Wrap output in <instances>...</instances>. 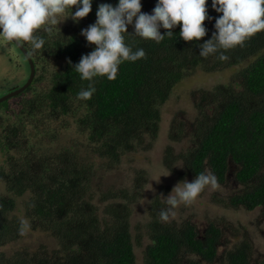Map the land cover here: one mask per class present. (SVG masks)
Returning a JSON list of instances; mask_svg holds the SVG:
<instances>
[{"label":"trees","instance_id":"trees-1","mask_svg":"<svg viewBox=\"0 0 264 264\" xmlns=\"http://www.w3.org/2000/svg\"><path fill=\"white\" fill-rule=\"evenodd\" d=\"M102 2L114 5L116 0H93L92 11L78 23L69 17V23L51 26L49 31L44 30L47 26L35 30L34 35L45 41L40 49L22 43L35 74L25 90L0 103V184L4 187L0 264H137L130 205L142 194L146 172L137 170L129 185L107 181L106 176L128 153L150 148L158 137L161 105L174 86L197 69L240 67L228 82L191 94L195 112L191 120H185L182 111L172 120L169 138L188 131L183 136L190 142L186 141L181 155L183 170L194 177L211 171L218 183H224L232 170L240 189L228 199L229 205L247 210L264 206V30L242 46L220 49L205 58L199 55L198 44L211 37L214 20L204 22L208 31L200 42L180 38L179 25L160 43L131 34L129 26L125 42L133 51L143 48L145 57L122 62L113 80L94 78L95 92L90 99L80 100L77 94L89 82L81 80L72 65L94 47L80 30L95 21ZM141 2V10L151 13L156 0ZM209 14L219 15L210 7ZM3 41L18 52L14 43ZM221 53L224 59L219 58ZM44 79L49 81L46 87L40 84ZM16 97L19 104L11 110L9 101ZM56 119L64 128L73 125L84 141L73 150L43 147L45 142L37 136L45 134L35 123ZM82 148L88 150L84 156L79 152ZM171 154L165 147L166 168H171ZM17 204L22 219L12 214ZM164 209L158 198L153 199L147 221L138 228L137 244L142 234L148 240L142 264H251L247 240L221 252L222 229L211 223L199 231L190 221H163ZM25 220L31 229L54 238L56 246L10 253L1 249L24 235Z\"/></svg>","mask_w":264,"mask_h":264},{"label":"clouds","instance_id":"clouds-1","mask_svg":"<svg viewBox=\"0 0 264 264\" xmlns=\"http://www.w3.org/2000/svg\"><path fill=\"white\" fill-rule=\"evenodd\" d=\"M92 5L93 0H0V37L17 44L30 42L33 49H40L45 41L34 35L35 30L47 26L44 30L49 31L69 17L78 23L92 11ZM209 7L219 15H210ZM141 9V0L97 5L95 21L80 30V35L94 47L72 65L81 80L89 82L77 99L91 98L95 92L94 78L106 76L113 80L122 62L145 57L143 48L133 51L125 42L129 26L133 29L131 34L160 43L165 36L171 37L179 25L180 38L200 42L208 31L204 22L214 20L211 37L198 44L199 55L205 58L220 49L242 46L246 39L264 30V0H211L210 5L209 0H156L151 13ZM161 29L166 31L162 33ZM219 58L225 57L221 53ZM217 183L215 174L208 170L191 181L183 180L182 185L178 182L164 196L167 207L160 212V218L168 221L175 216L174 209L179 204H190L206 186L215 188Z\"/></svg>","mask_w":264,"mask_h":264},{"label":"rangeland","instance_id":"rangeland-1","mask_svg":"<svg viewBox=\"0 0 264 264\" xmlns=\"http://www.w3.org/2000/svg\"><path fill=\"white\" fill-rule=\"evenodd\" d=\"M67 23H69L68 19L57 26ZM3 40L0 37V96L6 92L8 83L22 85L29 75V66L25 57L18 53L19 49L16 46L18 52ZM51 69L50 65L47 68V75ZM239 70V66L207 72L197 69L194 73L183 77L174 86L170 96L160 107L161 122L158 137L152 141L150 148L147 151L128 153L121 158V163L113 169L114 171L106 176L107 181L129 185L137 170L143 169L146 172L147 179L142 186V194L130 205V231L133 236L137 264H142V250L148 242L143 234L140 246L136 241L138 228L147 221L148 206L153 199L158 198L162 202V207L166 209L164 196H167L178 182L181 181L182 185L183 180L191 181L194 178L192 174L184 172L181 161V155L185 149L186 141H188L183 136L187 135L188 131L187 133H174L173 138L176 139L169 138V130L173 126L172 120L181 111L184 112L185 120H191L195 115L191 94L200 89H210L217 84L226 83ZM48 83L49 81L44 79L40 84L46 87ZM1 84L6 87L3 88ZM19 101V97L9 101L11 110L18 106ZM35 124L45 134L44 136L40 134L37 138L45 142L42 143V146L50 151L58 150L61 147L73 150L84 141L83 136L76 131L73 125L64 128L65 124L58 119L46 120L42 124L36 122ZM187 143L190 145L189 141ZM167 146L170 147L172 152L171 168H166L163 165V150ZM87 151V148L79 150L83 156ZM239 189L234 182L231 170L224 183H217L215 188L206 186L190 204H179L174 209L175 216H170L169 220H176L177 222L190 221L199 231L212 223L223 231L222 245L219 247V251H227L238 242L247 240L251 245V264H264V206L247 210L242 206L229 205L228 199L236 194ZM1 193H4L2 183L0 184ZM12 214L22 219L23 212L19 204L16 205ZM26 222L25 220L24 235L18 240L2 246L1 249L6 253H10L18 249L36 250L42 245L47 248L56 246L54 238L43 231L31 229Z\"/></svg>","mask_w":264,"mask_h":264},{"label":"water","instance_id":"water-1","mask_svg":"<svg viewBox=\"0 0 264 264\" xmlns=\"http://www.w3.org/2000/svg\"><path fill=\"white\" fill-rule=\"evenodd\" d=\"M14 45L19 49V51L22 53V55L25 57L28 66H29V75L26 79V81L22 84V85H14L11 86L8 90H6L7 92H5L2 96H0V103L11 98L14 97L15 95L21 93L23 90H25L30 83L32 82V79L34 77L35 74V65L32 61V59L30 58V56L28 55V52L26 51V49L23 47L22 44H17L13 41Z\"/></svg>","mask_w":264,"mask_h":264},{"label":"flooded vegetation","instance_id":"flooded-vegetation-1","mask_svg":"<svg viewBox=\"0 0 264 264\" xmlns=\"http://www.w3.org/2000/svg\"><path fill=\"white\" fill-rule=\"evenodd\" d=\"M28 55H29V53H28ZM35 56H36V55H35ZM35 56H33V57H35ZM23 76H24V75H23ZM7 85H8V86H7V90H8L11 86H14V85H12V83H8ZM1 86H3V84H1ZM5 87H6V86L4 85L3 88H5ZM6 92H7V91H6ZM234 182H235V181H234ZM204 229H205V228H203L202 231H204Z\"/></svg>","mask_w":264,"mask_h":264}]
</instances>
